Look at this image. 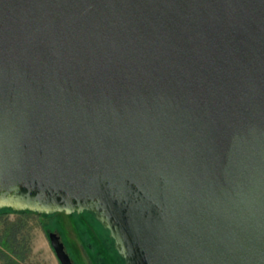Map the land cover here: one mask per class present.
Segmentation results:
<instances>
[{
  "label": "water",
  "instance_id": "95a60500",
  "mask_svg": "<svg viewBox=\"0 0 264 264\" xmlns=\"http://www.w3.org/2000/svg\"><path fill=\"white\" fill-rule=\"evenodd\" d=\"M3 208L90 211L125 264H264V0H0Z\"/></svg>",
  "mask_w": 264,
  "mask_h": 264
},
{
  "label": "flooded vegetation",
  "instance_id": "af4514ba",
  "mask_svg": "<svg viewBox=\"0 0 264 264\" xmlns=\"http://www.w3.org/2000/svg\"><path fill=\"white\" fill-rule=\"evenodd\" d=\"M59 213L64 214L66 222L59 219L61 218L57 216ZM38 216L41 219H51L50 223L52 224L51 226L48 225L49 230L47 231L51 246L49 235L50 233H55L74 264H125L124 259L114 246V240L110 236L109 230L92 212L83 211L68 214L64 211H59L51 214L39 213ZM9 227L11 228L12 226ZM71 231L75 232V237H72ZM23 247L24 252L26 251L27 253V240L23 243ZM0 261H3V258H0Z\"/></svg>",
  "mask_w": 264,
  "mask_h": 264
},
{
  "label": "rangeland",
  "instance_id": "374dc122",
  "mask_svg": "<svg viewBox=\"0 0 264 264\" xmlns=\"http://www.w3.org/2000/svg\"><path fill=\"white\" fill-rule=\"evenodd\" d=\"M57 216L61 217L59 219L65 221L63 213H59ZM50 221L51 219H41V217L36 214L0 212V238L5 233L4 230L14 223L19 226V236L21 237L24 234L27 238L28 246L30 247L25 259L21 260L8 249H3L5 247H3L0 242V254H3L6 258H12L14 261L18 262V264H60L47 234L49 230L48 225L51 226L52 224ZM71 235L75 237V232L71 231ZM2 263L4 262L0 261V264Z\"/></svg>",
  "mask_w": 264,
  "mask_h": 264
},
{
  "label": "trees",
  "instance_id": "16d2710c",
  "mask_svg": "<svg viewBox=\"0 0 264 264\" xmlns=\"http://www.w3.org/2000/svg\"><path fill=\"white\" fill-rule=\"evenodd\" d=\"M0 212H15V213H21V214H36L37 212H32L29 210H23V211H15L11 208H3L0 209ZM13 227H7L4 230L3 236L0 238V242L2 243V246L5 247L3 249H8L13 254H15L17 257H19L21 260H24L26 257V251L24 252L23 243L27 240L26 236L23 234L21 237L19 236V226L17 224L12 225ZM15 227V228H14ZM21 239V240H19ZM24 239V240H23ZM28 246V250H29ZM0 258H3V262L5 264H18V262L14 261L12 258H6V256H3V254H0Z\"/></svg>",
  "mask_w": 264,
  "mask_h": 264
}]
</instances>
